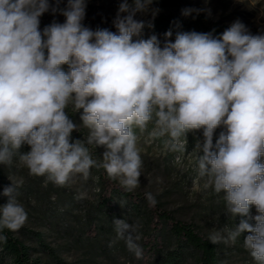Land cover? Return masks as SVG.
Masks as SVG:
<instances>
[{
  "label": "clouds",
  "instance_id": "obj_1",
  "mask_svg": "<svg viewBox=\"0 0 264 264\" xmlns=\"http://www.w3.org/2000/svg\"><path fill=\"white\" fill-rule=\"evenodd\" d=\"M151 4L122 0L112 32L85 27V0H67L65 22L41 33L39 17L49 11V0H0V164L11 166L18 155L30 175L60 187L103 168L131 193L140 186L143 163L134 127L143 134L153 123L149 135L169 136L173 151H185L187 133L202 129L203 144L192 152L198 179L204 189L224 193L227 214L245 217L234 229L211 231L208 240L235 244L247 232L244 248L264 264V34L253 35L237 21L218 37L178 31L172 42L168 31L161 46L156 35L141 38L152 25L135 19ZM69 104L82 110L84 140L70 142L80 125L66 113ZM221 126L225 131L213 144ZM23 144L31 150L20 152ZM88 146L106 149L102 162ZM10 180L3 189L8 200L0 206V232L18 231L27 221L17 199L22 181ZM145 196L150 206L156 204L150 192ZM113 225L116 239L142 258L139 225L125 219ZM6 239L0 235V242Z\"/></svg>",
  "mask_w": 264,
  "mask_h": 264
},
{
  "label": "rangeland",
  "instance_id": "obj_2",
  "mask_svg": "<svg viewBox=\"0 0 264 264\" xmlns=\"http://www.w3.org/2000/svg\"><path fill=\"white\" fill-rule=\"evenodd\" d=\"M122 0H85V17L82 24L95 31L97 28L116 32L113 20ZM132 0H129L131 3ZM49 11L40 17L39 30L41 33L46 26L52 23H64L65 17L61 10L67 8V0H49ZM56 8L55 12L52 8ZM158 10L155 18L152 10ZM184 9H195L189 15H184ZM123 15V14H122ZM161 17L172 21V29L158 31L154 35L165 41L164 34L172 31L169 39L174 42L175 34L180 32L206 33L200 22L209 27H216L221 34L233 23H243L253 35L264 34V0H152L147 13H137L135 19L146 23L154 22ZM135 39V37H134ZM47 56V50H45ZM65 71L67 65L61 66ZM71 119L72 115H80L74 111L71 104L65 109ZM79 131H73L70 142L84 140L88 129L82 126L79 116ZM154 125L149 122L143 134L134 127L138 135L137 147L140 149L142 159L140 186L134 190L136 193H151L163 207L180 220L195 224L198 230L206 237L216 229H223L217 217L210 210L211 188L204 189L203 181L198 179V169L195 155L192 154L196 144L202 145L203 130H193L186 135V150L173 151L167 141L170 137L153 138L149 134ZM225 131L224 127L221 126ZM83 132V133H82ZM183 139V138H182ZM101 159L106 149L102 146L94 147ZM30 146L23 144L20 152L26 153ZM199 155V152L197 153ZM179 157V160L177 159ZM264 162V156L261 157ZM5 169V185L10 186L11 180L22 181L18 188V201L27 212V221L21 229L29 237V243L40 251V256L47 264H139L134 257H121L109 261L105 257H91L87 252L73 244L72 233L75 235L86 231L88 222L85 218L92 211L97 202L98 180L91 169L87 180L79 179L75 183L60 187L48 181L46 176H33L29 174L26 166L19 162L18 155L13 157L11 166L0 164ZM10 178V179H9ZM3 195V192H2ZM4 196V195H3ZM80 196V199L77 197ZM8 198L4 196L5 204ZM256 210L253 215H256ZM41 235L48 248L38 246L34 240L35 235ZM224 255L227 264H256L250 259L248 250L235 244H217Z\"/></svg>",
  "mask_w": 264,
  "mask_h": 264
},
{
  "label": "trees",
  "instance_id": "obj_3",
  "mask_svg": "<svg viewBox=\"0 0 264 264\" xmlns=\"http://www.w3.org/2000/svg\"><path fill=\"white\" fill-rule=\"evenodd\" d=\"M199 24L206 33L212 32L217 37L221 35L218 28L203 25L201 22ZM151 25L143 29L141 38L148 39L158 31L173 28L172 21L165 17L151 22ZM79 116L71 117V120L78 125H80ZM221 131H224L222 127L214 131L213 144ZM203 141L204 137L202 144ZM88 147L93 159L102 162L99 152L91 146ZM199 155H202V152H199ZM92 170L98 180L97 202L93 210L85 216L88 222L87 230L77 235L74 233L70 235L75 246L83 248L91 257H105L109 261L121 257L136 258L127 250L124 240L116 239L113 220L125 219L129 224L139 225L141 239L138 243L143 249L139 264H227L217 244L211 243L195 224L180 220L174 213L165 209L155 196L156 204L150 206L145 194L125 192L118 181L111 180L107 176L103 168L94 167ZM4 185L5 169L0 166V206L5 204L2 195ZM223 195V192L216 194L212 189L210 190V210L223 228L234 229L245 217L239 215L232 217L227 214ZM254 210H256L255 206H251L250 215L255 216ZM250 222L254 223V221ZM0 235L7 237L5 242H0V264H47L40 256L45 251H40L31 245L29 236L21 229L15 232L3 229ZM247 235V232L241 233L236 244L244 248V239ZM35 236L36 244L48 250L43 237L38 234ZM249 256L254 261L250 253Z\"/></svg>",
  "mask_w": 264,
  "mask_h": 264
}]
</instances>
